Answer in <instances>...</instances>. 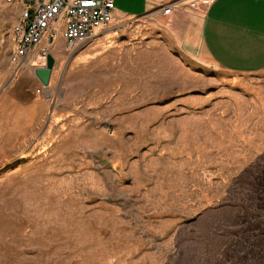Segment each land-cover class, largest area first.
<instances>
[{"label": "rangeland", "instance_id": "1", "mask_svg": "<svg viewBox=\"0 0 264 264\" xmlns=\"http://www.w3.org/2000/svg\"><path fill=\"white\" fill-rule=\"evenodd\" d=\"M23 4L0 0V264H264V72L124 26L84 57L58 38L42 87L10 62Z\"/></svg>", "mask_w": 264, "mask_h": 264}, {"label": "crops", "instance_id": "2", "mask_svg": "<svg viewBox=\"0 0 264 264\" xmlns=\"http://www.w3.org/2000/svg\"><path fill=\"white\" fill-rule=\"evenodd\" d=\"M193 1L199 0H113L115 16L106 25L111 27L97 30L80 57L114 49L116 36L130 26L125 34L143 36V56L157 51L166 37L182 57L234 73L264 72V0H204L194 9L187 7ZM171 3L172 13L163 16L160 6ZM123 42L132 49L133 44Z\"/></svg>", "mask_w": 264, "mask_h": 264}, {"label": "built area", "instance_id": "3", "mask_svg": "<svg viewBox=\"0 0 264 264\" xmlns=\"http://www.w3.org/2000/svg\"><path fill=\"white\" fill-rule=\"evenodd\" d=\"M11 1V0H9ZM20 16L13 27L10 62L20 68L28 62L44 67L47 56L62 38L66 48L92 38L115 16L113 0H23ZM197 1L188 3L195 8ZM174 4L161 5V14L170 15ZM34 66V67H35Z\"/></svg>", "mask_w": 264, "mask_h": 264}, {"label": "water", "instance_id": "4", "mask_svg": "<svg viewBox=\"0 0 264 264\" xmlns=\"http://www.w3.org/2000/svg\"><path fill=\"white\" fill-rule=\"evenodd\" d=\"M53 64H54L53 57L51 55H48L45 66L41 68H36L34 70V76L42 85V87H47L49 84Z\"/></svg>", "mask_w": 264, "mask_h": 264}]
</instances>
